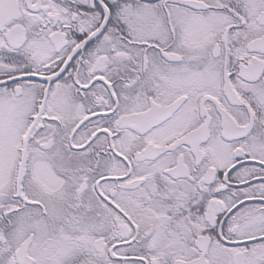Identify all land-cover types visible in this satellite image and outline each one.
I'll return each instance as SVG.
<instances>
[{
  "label": "snow or ice",
  "instance_id": "snow-or-ice-1",
  "mask_svg": "<svg viewBox=\"0 0 264 264\" xmlns=\"http://www.w3.org/2000/svg\"><path fill=\"white\" fill-rule=\"evenodd\" d=\"M0 264H264V0H0Z\"/></svg>",
  "mask_w": 264,
  "mask_h": 264
}]
</instances>
